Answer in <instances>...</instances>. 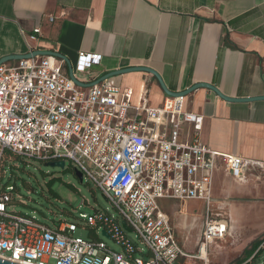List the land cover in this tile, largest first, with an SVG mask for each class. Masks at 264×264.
Wrapping results in <instances>:
<instances>
[{
  "label": "built area",
  "instance_id": "2783aa9c",
  "mask_svg": "<svg viewBox=\"0 0 264 264\" xmlns=\"http://www.w3.org/2000/svg\"><path fill=\"white\" fill-rule=\"evenodd\" d=\"M40 33V28L24 33L30 52ZM78 57L73 71L84 82L78 73L99 64L100 55L81 51ZM64 66L62 59L41 55L0 64V182L11 155L42 162L68 159L95 182L118 217L96 209L80 213L82 223L60 220L49 226L9 209L15 202L26 204L10 184L0 194V258L19 264H177L187 255L163 200L204 202L199 252L224 240L229 222L212 212L216 172L221 168L243 180L254 171L263 175L264 163L204 144L203 116L186 111L183 96H168L152 107L145 90L134 105L133 88L118 85L114 77L81 87ZM78 227L89 228L94 237L76 236ZM99 230L121 250L111 249ZM130 232L145 248L129 238Z\"/></svg>",
  "mask_w": 264,
  "mask_h": 264
},
{
  "label": "crops",
  "instance_id": "0c3cea01",
  "mask_svg": "<svg viewBox=\"0 0 264 264\" xmlns=\"http://www.w3.org/2000/svg\"><path fill=\"white\" fill-rule=\"evenodd\" d=\"M35 28L41 33L34 50L59 51L73 67L81 51L100 55L99 64L78 73L85 83L147 66L175 92L207 82L229 97L264 95V0H0V58L30 52L24 33ZM114 79L133 88L134 105L145 90L152 107L168 97L151 73ZM184 108L203 116L200 139L211 149L264 163V99L230 102L198 88L184 97ZM221 196L241 197L245 203L231 204L233 216L254 210V227L264 232V174L236 180L220 168L213 204ZM204 215L205 209L203 222Z\"/></svg>",
  "mask_w": 264,
  "mask_h": 264
},
{
  "label": "rangeland",
  "instance_id": "374dc122",
  "mask_svg": "<svg viewBox=\"0 0 264 264\" xmlns=\"http://www.w3.org/2000/svg\"><path fill=\"white\" fill-rule=\"evenodd\" d=\"M5 162V175L1 179L0 190H4L7 184H12L20 193L24 203L15 202L9 209L26 216L35 218L40 222L54 226L55 222L66 220L73 223H82L79 214L84 212L92 214L96 209L110 213L118 217V212L113 204L107 200L99 187L92 180L84 177L81 182L70 170L71 161L66 160L64 169L46 166L44 162L17 155L9 156ZM87 201L88 204L83 203ZM231 201V202H230ZM164 211L169 215L179 241L184 247L186 257L177 264H240L248 259V264H264V247L255 258L249 257V253L255 243L264 238V232L254 227V213L243 216H233L231 204L238 206L243 202L239 196L232 198L216 199L212 207L214 216L225 218L229 222V234L224 240L216 241L208 247V258H199L205 251L199 252V241L203 228L205 206L201 201L190 200L186 203L180 201H162ZM250 204H254L250 202ZM190 215L186 216L185 213ZM250 226V227H246ZM76 236L84 239H92L93 232L89 228L78 227ZM99 237L115 251L121 248L116 242L98 231ZM129 238L145 248L139 241L135 232L129 233ZM261 247V246H260ZM255 254V253H254ZM48 264H55L51 260Z\"/></svg>",
  "mask_w": 264,
  "mask_h": 264
},
{
  "label": "water",
  "instance_id": "95a60500",
  "mask_svg": "<svg viewBox=\"0 0 264 264\" xmlns=\"http://www.w3.org/2000/svg\"><path fill=\"white\" fill-rule=\"evenodd\" d=\"M35 55H41V56H54L57 57L59 59H62L65 64L68 67V74L69 77L79 86L81 87H91L95 84H98L99 82H101L102 80L106 79V78H110V77H116L118 75L121 74H125L128 72H133V71H143V72H148L151 73L159 82V85L161 87V89L163 90V92L167 95V96H171V97H178V96H183L185 97L186 95H188L189 93H191L192 91L198 89V88H208L212 91H214L218 96H220L221 98H223L224 100L230 101V102H251V101H256V100H263L264 99V95L262 96H254V97H245V98H235V97H229L226 96L225 94H223L216 86H214L211 83H207V82H198L193 84L191 87L182 90V91H172L170 90L165 82L163 81L161 75L154 69L147 67V66H131V67H126V68H121V69H117V70H113L110 71L106 74H104L103 76L99 77L98 79L89 82V83H85V82H81L77 79V77L74 75V71H73V66L71 61L61 52L59 51H54V50H33L32 52H28L25 54H10V55H6L2 58H0V64L1 63H5V62H9V61H15V60H20V59H28L31 58L32 56ZM46 166H50V167H59L61 169H64L66 166V160H59V161H48V162H44ZM125 173V171H122L116 182H118L121 178V176ZM74 174L75 176L82 182L84 179L83 173L75 168L74 169ZM122 226L124 227L125 230L130 231L131 229L128 227L127 223L125 221L122 222ZM102 234L104 236H107L109 238V235L107 234V232L105 230L102 231ZM0 264H19L16 262H12L9 260H5L0 258Z\"/></svg>",
  "mask_w": 264,
  "mask_h": 264
},
{
  "label": "trees",
  "instance_id": "16d2710c",
  "mask_svg": "<svg viewBox=\"0 0 264 264\" xmlns=\"http://www.w3.org/2000/svg\"><path fill=\"white\" fill-rule=\"evenodd\" d=\"M74 169H75V166H74V164L73 163H71V165H70V170L72 171V172H74ZM0 184H1V182H0ZM8 185H10V183L9 184H7L6 186H8ZM5 186V187H6ZM5 191V189L3 190H0V194L2 193V192H4ZM93 235H94V233H93ZM263 241H264V238L260 241V242H257V243H255L254 244V246H253V248H252V251L249 253V259H250V257H252V259L253 258H255L256 257V255L261 251V249H259V247H260V245L263 243ZM255 253V254H254ZM248 261V259H246V260H244V261H242L240 264H248L249 262H247Z\"/></svg>",
  "mask_w": 264,
  "mask_h": 264
},
{
  "label": "bare ground",
  "instance_id": "6f19581e",
  "mask_svg": "<svg viewBox=\"0 0 264 264\" xmlns=\"http://www.w3.org/2000/svg\"><path fill=\"white\" fill-rule=\"evenodd\" d=\"M204 251H205L204 255L203 256H199V258H202V259L208 258V251L205 250V249H204Z\"/></svg>",
  "mask_w": 264,
  "mask_h": 264
}]
</instances>
